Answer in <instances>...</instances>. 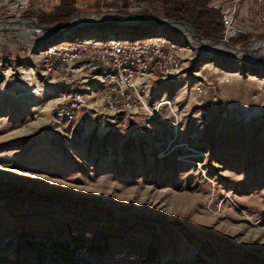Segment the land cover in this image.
Returning <instances> with one entry per match:
<instances>
[{
    "label": "rangeland",
    "instance_id": "1",
    "mask_svg": "<svg viewBox=\"0 0 264 264\" xmlns=\"http://www.w3.org/2000/svg\"><path fill=\"white\" fill-rule=\"evenodd\" d=\"M24 1L0 0V21L42 24L63 0ZM167 1L74 0L72 18L174 19L168 7L181 2ZM194 1L235 10L233 40L202 36L264 51V0ZM12 23L0 31V264H264V66L155 27L40 44L43 32ZM156 35L183 47L182 68L129 92L121 111L103 68L52 69L60 45Z\"/></svg>",
    "mask_w": 264,
    "mask_h": 264
},
{
    "label": "built area",
    "instance_id": "2",
    "mask_svg": "<svg viewBox=\"0 0 264 264\" xmlns=\"http://www.w3.org/2000/svg\"><path fill=\"white\" fill-rule=\"evenodd\" d=\"M257 1L261 3L263 0ZM255 15L257 21H264V11L260 7H257ZM223 22L225 25L223 36L225 38L237 36L239 29L234 9L223 13ZM52 55H58L57 63L52 69L70 66L78 60H83L88 68H103L104 73L105 68H117L118 77L109 78L106 91L110 95L107 102L112 111H121L118 109L121 105L118 100L123 101L129 92L136 91L144 85L143 83L157 80L162 76L178 75L181 65L180 51L174 50L172 44L159 39H147L136 43L92 41L83 45L64 44L60 45V51L49 54ZM135 71H143V83L140 86H133ZM199 90L202 91V88Z\"/></svg>",
    "mask_w": 264,
    "mask_h": 264
},
{
    "label": "water",
    "instance_id": "3",
    "mask_svg": "<svg viewBox=\"0 0 264 264\" xmlns=\"http://www.w3.org/2000/svg\"><path fill=\"white\" fill-rule=\"evenodd\" d=\"M111 11H116V13L103 14V10L97 11H89L88 13L99 14L97 19H93L86 22H78L76 21L77 17H74L68 21L58 22L52 25H42L35 18H32L34 22L32 24H28L25 19L18 20H1L0 24L3 23H12L16 22L20 25L28 26L27 28L37 30L38 32H43V35L47 37L40 42L43 43L45 41L50 40H58L63 37V35L69 34L72 31H80L87 29H95V30H103V29H119V28H140V27H155L157 29H165L176 34L181 35L186 41L193 47L190 43L189 38H193L200 44V50L202 52L210 53L211 55H216L219 57H225L228 59H242L247 62L264 66V51H256V47H243L241 45H236L227 39H212L205 38L200 33L196 31V29L192 26V24L182 21L170 19L164 16H143L141 14L135 13L131 10H128L126 13H118L117 10L110 9ZM13 16V15H12ZM8 16V17H12ZM81 16V15H80ZM13 24V23H12ZM21 27V26H20ZM10 26L2 27L1 30L9 29ZM102 28V29H100ZM13 29H21L19 27H13ZM22 29L24 27L22 26ZM160 31V30H158ZM44 37V36H43ZM107 38H113L110 34L107 35ZM210 40L212 43H207L206 41ZM225 44L227 47H223Z\"/></svg>",
    "mask_w": 264,
    "mask_h": 264
},
{
    "label": "trees",
    "instance_id": "4",
    "mask_svg": "<svg viewBox=\"0 0 264 264\" xmlns=\"http://www.w3.org/2000/svg\"><path fill=\"white\" fill-rule=\"evenodd\" d=\"M175 1L176 3H181H178L173 9L168 7L169 17L191 22L196 30L205 36L222 38V32L225 25L222 14H220L217 10L207 8L206 6L200 7V5L195 4L196 2L194 0ZM169 3H171L170 0L167 1V4ZM123 10L126 11V9ZM76 11L77 8L74 0H63L62 3L55 8L54 12L40 16V22L44 25H50L57 22L68 21L74 16ZM234 38L235 37H232V40Z\"/></svg>",
    "mask_w": 264,
    "mask_h": 264
},
{
    "label": "bare ground",
    "instance_id": "5",
    "mask_svg": "<svg viewBox=\"0 0 264 264\" xmlns=\"http://www.w3.org/2000/svg\"><path fill=\"white\" fill-rule=\"evenodd\" d=\"M10 3L12 5V7L14 8V10H16L19 6H22L23 4H25V1L24 0H10ZM111 13H114V11H111ZM98 17H99V14L88 13V16L87 15L82 16V17L78 16L76 18V21H78V22H86V21H90V20H93V19H97ZM13 25L14 24L9 23V22L8 23H3V24H0V28L6 27V26H13ZM0 31H1V29H0ZM147 39H159V40H162V41H166V42H168V44H172V48L174 50H176V51H180L183 48L179 43L175 42V40L171 36H167V35L147 36L145 38L133 39V40H129V41H126V40L122 41V39L121 40L113 39L110 42H112V43H122V42H125V43H136V42L146 41ZM189 40H190L191 44L194 45L195 47H198V46L200 47V44L198 45V42L195 41L193 38H191V39L189 38ZM206 42L209 43V44L212 43V41H210V40H207ZM223 47H226L225 44H223ZM53 51H55V50H53ZM181 64H182V58H181ZM181 66L182 65H180V67H179V72H180V70L182 68ZM90 68H98V67H90ZM171 76H174V75H171ZM117 77H118V69L117 68H105V73H104V79L103 80L105 82L104 85H105L107 91H108L109 78H117ZM141 83H143V71H135V74H134V77H133V86H140ZM30 136H26V137H30Z\"/></svg>",
    "mask_w": 264,
    "mask_h": 264
}]
</instances>
